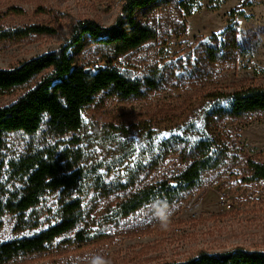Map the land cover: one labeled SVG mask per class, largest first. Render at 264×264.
<instances>
[{
    "label": "rangeland",
    "instance_id": "374dc122",
    "mask_svg": "<svg viewBox=\"0 0 264 264\" xmlns=\"http://www.w3.org/2000/svg\"><path fill=\"white\" fill-rule=\"evenodd\" d=\"M123 1L0 0V69L61 49L80 21L114 25ZM181 1L191 14L179 8ZM137 18L155 28L158 38L114 67L144 84L156 78L158 88L145 87L142 99L129 101L100 95L85 109L83 129L61 139L45 126L33 137H7L0 199L24 188L18 164L31 152L51 150L64 160L69 157L66 162L81 169L84 179L74 193L83 205L77 230L42 253L7 264H165L201 252L264 251V181H250L248 167L250 162L264 165V115L236 120L219 110L227 106L225 94L264 88V0H174L139 11ZM32 26L55 33L4 38ZM232 29L240 50L230 47ZM222 43L226 51L219 50ZM107 54L89 40L70 51L75 68H102ZM39 79L0 97V108L15 103ZM201 142L213 144L223 162L203 175L197 189L121 217V205L135 191L183 174L188 150ZM62 202L60 193L43 198L28 216L32 223L40 216L35 230L21 231L18 217L4 215L0 245L56 225Z\"/></svg>",
    "mask_w": 264,
    "mask_h": 264
},
{
    "label": "trees",
    "instance_id": "16d2710c",
    "mask_svg": "<svg viewBox=\"0 0 264 264\" xmlns=\"http://www.w3.org/2000/svg\"><path fill=\"white\" fill-rule=\"evenodd\" d=\"M174 0H124L121 14L114 25L102 27L95 21H80L73 27L70 39L61 49L21 63L18 67L0 69V97L22 89L39 79L35 87L15 103L0 108V161L6 148L7 137L24 134L33 137L45 126L55 139L79 133L85 124L84 111L92 106L100 95L121 101L142 99L146 92L158 88L156 78H148L144 84L134 80L114 65L117 61L145 45L155 41V28L138 20L137 14L162 3ZM196 3L197 0H191ZM179 8L191 14L183 1ZM44 26H32L4 34L6 39H25L34 35L53 34ZM230 47L240 50L237 31L232 29ZM86 40L97 48L106 50L107 64L102 68H75L70 51ZM220 45V44H219ZM227 49L224 43L220 51ZM226 51V50H225ZM227 106L220 108L221 116L241 120L250 116L264 115V88H246L225 94ZM69 157L57 156L54 151L31 152L18 164V170L26 178L24 188L0 199V221L4 215L18 217L21 231L37 229L28 219L36 213L48 193H60L63 202L60 219L56 225L39 234L0 245V264H7L23 255L42 253L56 240L73 233L83 221L82 201L74 193L82 187L83 172L76 165L66 162ZM223 159L213 150L210 142H201L187 152V169L174 181L145 186L134 192L120 207L121 217L126 218L159 200H169L179 192L197 189L203 175L217 170ZM74 165V166H73ZM250 181H264V165L250 162ZM174 182V184H173ZM178 187V188H177ZM82 234L78 236L81 237ZM165 264H264V251L236 248L223 253L201 252L196 257Z\"/></svg>",
    "mask_w": 264,
    "mask_h": 264
}]
</instances>
